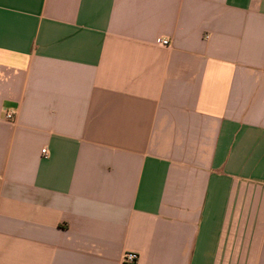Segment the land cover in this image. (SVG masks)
Instances as JSON below:
<instances>
[{
    "label": "crops",
    "instance_id": "1",
    "mask_svg": "<svg viewBox=\"0 0 264 264\" xmlns=\"http://www.w3.org/2000/svg\"><path fill=\"white\" fill-rule=\"evenodd\" d=\"M131 252L264 264V0H0V264Z\"/></svg>",
    "mask_w": 264,
    "mask_h": 264
},
{
    "label": "built area",
    "instance_id": "2",
    "mask_svg": "<svg viewBox=\"0 0 264 264\" xmlns=\"http://www.w3.org/2000/svg\"><path fill=\"white\" fill-rule=\"evenodd\" d=\"M163 45H168V41L167 40H163L162 41ZM6 120L8 121H12V119L14 118V113L11 111H7L6 115H5ZM42 154L43 155H47V151L46 149L42 150ZM138 261V255L136 253H126V255L124 256V262L127 264H135Z\"/></svg>",
    "mask_w": 264,
    "mask_h": 264
}]
</instances>
